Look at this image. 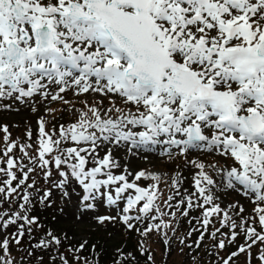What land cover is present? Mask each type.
I'll list each match as a JSON object with an SVG mask.
<instances>
[{
    "label": "snow or ice",
    "instance_id": "1",
    "mask_svg": "<svg viewBox=\"0 0 264 264\" xmlns=\"http://www.w3.org/2000/svg\"><path fill=\"white\" fill-rule=\"evenodd\" d=\"M38 106L0 125V264H105L92 222L138 237L111 264H264V0H0V112Z\"/></svg>",
    "mask_w": 264,
    "mask_h": 264
},
{
    "label": "rangeland",
    "instance_id": "2",
    "mask_svg": "<svg viewBox=\"0 0 264 264\" xmlns=\"http://www.w3.org/2000/svg\"><path fill=\"white\" fill-rule=\"evenodd\" d=\"M65 99L73 101V103H75L76 108H82L83 104L81 103L82 100H87L89 103H92L93 100H100L101 97L99 96H93L91 94H87L84 96H80V97H76L73 95V93L71 91H69L66 95H65ZM104 104L105 106L108 105V101L104 100ZM48 107H52L55 109H67L69 107V105H64L59 101L56 102H52L50 105H47ZM39 107V111L37 113H32L30 111V109H24L22 108L21 111L19 113L16 112H0V122L3 124L0 125H4L7 124L9 126V131L13 134V138H17L20 137L22 140L25 139L24 137V133L25 131H23V128L25 126H27V120L30 117H40V116H45L46 119H51L50 115H45V111H44V107L43 106H38ZM38 114V115H37ZM76 115H78V113H76L75 115L68 113L67 111H64L62 114V118H61V113L57 112L56 113V117L57 119L55 121H52V123H56L57 126L59 124H67L69 122H73L76 118ZM16 125H18V127H16ZM31 126V128H34V131H36L37 133V128L36 125L34 124H29ZM22 129V130H21ZM33 131V139H35L36 137V133ZM3 133L0 132V138H2ZM103 153H101L102 155ZM117 158L121 159V161L123 162L124 160L128 159V157L125 156V153L123 150H120L116 153ZM195 155V154H194ZM202 159H204V157H201ZM207 159H211L210 157ZM181 164L183 163L182 161L180 162ZM136 167L133 170H140L143 167L151 170V171H160V172H167L169 174V177L172 174V170L170 166H166L165 169L164 164L162 162H160L159 160L156 159V157L154 155H150V159L148 161H145L143 159L140 158H131V166L135 165ZM115 171V170H114ZM195 172V169H192L191 167H189L188 169H184L183 170V175L186 177V180L184 182V187H190L192 184V176ZM216 179H220L218 177H214ZM169 180V179H168ZM238 198L235 196V194H232L231 196H229L227 199L231 200V199H235ZM108 210L101 207L99 209L100 213H106ZM95 227L94 222L92 223H88V224H83L80 226L77 235H86L90 234V232H92V228ZM100 233V235H98L99 238H101L102 240H104L105 242V246L106 245H110L112 243V241H115L114 238L109 239L107 234L103 233L101 230L97 231Z\"/></svg>",
    "mask_w": 264,
    "mask_h": 264
},
{
    "label": "trees",
    "instance_id": "3",
    "mask_svg": "<svg viewBox=\"0 0 264 264\" xmlns=\"http://www.w3.org/2000/svg\"><path fill=\"white\" fill-rule=\"evenodd\" d=\"M101 230V229H100ZM107 230H117V226H116V228L114 229L112 226H110ZM98 231V230H97ZM90 232V234L91 235H89V234H87V236H89V239H90V241H94V240H96V239H100L99 237H98V235H100V233L99 232ZM104 234H105V232H103ZM138 237H133V238H130V239H127V240H125V236H124V234L122 233V236L119 238V240H116L115 238H114V240L115 241H112V243L110 244V246H111V248L112 247H117V246H119L122 242H124V243H126L127 244V247H126V251H128V250H132V251H135V249L132 247V245L134 244V242H135V239H137ZM113 239V238H112ZM101 240V239H100ZM101 241H103V240H101ZM104 242V241H103ZM161 252H162V248H157V259L159 260V258H160V255H161ZM112 259V258H111ZM110 259V257H106V255H104V257H103V260H104V262H105V264H108V260H111ZM172 260H176V261H178L179 259H180V257L179 256H177V255H173V257L171 258ZM111 262V261H110Z\"/></svg>",
    "mask_w": 264,
    "mask_h": 264
}]
</instances>
